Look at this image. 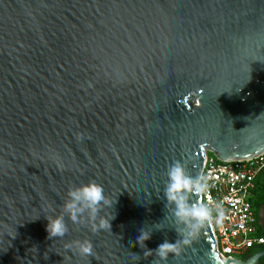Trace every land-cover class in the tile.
<instances>
[{
  "label": "water",
  "instance_id": "1",
  "mask_svg": "<svg viewBox=\"0 0 264 264\" xmlns=\"http://www.w3.org/2000/svg\"><path fill=\"white\" fill-rule=\"evenodd\" d=\"M262 148L264 0H0V264H258L218 261L208 222L184 244L163 191L175 161L198 179L206 152ZM90 181L111 230L50 239ZM141 229L180 254L144 257Z\"/></svg>",
  "mask_w": 264,
  "mask_h": 264
},
{
  "label": "built area",
  "instance_id": "2",
  "mask_svg": "<svg viewBox=\"0 0 264 264\" xmlns=\"http://www.w3.org/2000/svg\"><path fill=\"white\" fill-rule=\"evenodd\" d=\"M198 180L204 185L200 201L212 211L208 223L216 254L238 260L254 246H262L253 199L257 188L264 187V151L237 160H220L206 152Z\"/></svg>",
  "mask_w": 264,
  "mask_h": 264
},
{
  "label": "clouds",
  "instance_id": "3",
  "mask_svg": "<svg viewBox=\"0 0 264 264\" xmlns=\"http://www.w3.org/2000/svg\"><path fill=\"white\" fill-rule=\"evenodd\" d=\"M204 188L200 181L188 175L184 165L180 161L173 162L167 169V181L164 186V197L167 201L166 208L173 209V215L177 224L184 225L187 232L177 231L184 244L189 243L195 232L211 219V209L199 200L189 203L193 194H199ZM113 202L105 195L104 188L90 181L67 191L66 199L62 205L61 214L46 216V231L48 237L63 238L69 231L65 222V216L73 224L90 222L91 231L111 230L110 219L98 218L99 212L104 207H112ZM151 239V232L140 230L135 245L143 250V256L155 254L161 260H166L169 254L179 255L181 252L180 240L170 243L165 240L156 249H148L146 241ZM76 251L81 256H91L93 245L89 240L74 241ZM133 245V246H135ZM70 247L72 245H69Z\"/></svg>",
  "mask_w": 264,
  "mask_h": 264
},
{
  "label": "flooded vegetation",
  "instance_id": "4",
  "mask_svg": "<svg viewBox=\"0 0 264 264\" xmlns=\"http://www.w3.org/2000/svg\"><path fill=\"white\" fill-rule=\"evenodd\" d=\"M258 220L261 232L264 233V204H261L258 207ZM261 252H264V244L262 246H254L252 250L247 254V258L245 260H248ZM263 260L264 256L260 257L258 264H262Z\"/></svg>",
  "mask_w": 264,
  "mask_h": 264
},
{
  "label": "trees",
  "instance_id": "5",
  "mask_svg": "<svg viewBox=\"0 0 264 264\" xmlns=\"http://www.w3.org/2000/svg\"><path fill=\"white\" fill-rule=\"evenodd\" d=\"M261 204H264V187H258L256 192H255V196L253 199V207L256 211V214H258V207ZM258 234L260 236L264 237V233L261 232L260 226L258 227ZM251 250H252V248L249 249L243 256L239 257L238 260L245 261V259L247 258V254ZM262 264H264V260L262 261Z\"/></svg>",
  "mask_w": 264,
  "mask_h": 264
},
{
  "label": "bare ground",
  "instance_id": "6",
  "mask_svg": "<svg viewBox=\"0 0 264 264\" xmlns=\"http://www.w3.org/2000/svg\"><path fill=\"white\" fill-rule=\"evenodd\" d=\"M263 151H264V148L260 149L259 151L255 152V153H253V154H249V155H246V156L240 157L239 159H247V158H251V157H253V156L258 155L259 153H261V152H263ZM218 259H219L218 261H220V262L223 263L224 258L218 256ZM229 264H232V263H229Z\"/></svg>",
  "mask_w": 264,
  "mask_h": 264
}]
</instances>
